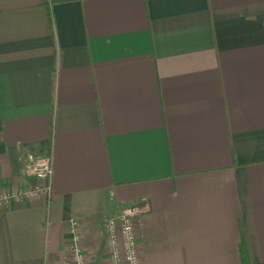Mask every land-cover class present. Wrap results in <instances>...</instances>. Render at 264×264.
Masks as SVG:
<instances>
[{
  "label": "crops",
  "instance_id": "obj_1",
  "mask_svg": "<svg viewBox=\"0 0 264 264\" xmlns=\"http://www.w3.org/2000/svg\"><path fill=\"white\" fill-rule=\"evenodd\" d=\"M0 264H87L145 202L141 264H264V0H0ZM241 242L246 247L242 261Z\"/></svg>",
  "mask_w": 264,
  "mask_h": 264
},
{
  "label": "built area",
  "instance_id": "obj_2",
  "mask_svg": "<svg viewBox=\"0 0 264 264\" xmlns=\"http://www.w3.org/2000/svg\"><path fill=\"white\" fill-rule=\"evenodd\" d=\"M23 172L33 179V185L15 191L0 193V207L10 201L25 198L44 200L47 209L52 199L53 166L50 157L28 153L23 163ZM145 202L122 208L103 222L105 256L98 264H141L138 253L136 225L141 215L147 212ZM71 240L68 258L63 264H87L81 224L74 219L69 221Z\"/></svg>",
  "mask_w": 264,
  "mask_h": 264
},
{
  "label": "trees",
  "instance_id": "obj_3",
  "mask_svg": "<svg viewBox=\"0 0 264 264\" xmlns=\"http://www.w3.org/2000/svg\"><path fill=\"white\" fill-rule=\"evenodd\" d=\"M239 254H240L241 260L243 261L245 259V256H246V247H245L243 242H241V244H240Z\"/></svg>",
  "mask_w": 264,
  "mask_h": 264
},
{
  "label": "rangeland",
  "instance_id": "obj_4",
  "mask_svg": "<svg viewBox=\"0 0 264 264\" xmlns=\"http://www.w3.org/2000/svg\"><path fill=\"white\" fill-rule=\"evenodd\" d=\"M27 154H28V153H27ZM27 154H26V155H27Z\"/></svg>",
  "mask_w": 264,
  "mask_h": 264
}]
</instances>
